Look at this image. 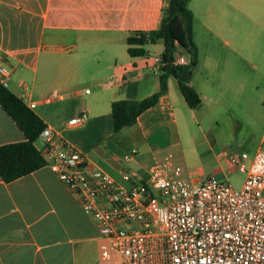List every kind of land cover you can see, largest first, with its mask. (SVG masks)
Here are the masks:
<instances>
[{"label":"crops","instance_id":"obj_1","mask_svg":"<svg viewBox=\"0 0 264 264\" xmlns=\"http://www.w3.org/2000/svg\"><path fill=\"white\" fill-rule=\"evenodd\" d=\"M165 6V0H0V62L11 73L7 89L18 88L11 92L24 96L25 105L33 102L31 110L45 127L85 155L90 169L126 188L133 181H122L121 171L147 178L155 154L173 147L195 113L201 120L226 115L237 125L264 119V98L257 96L264 92V0H188L197 49L190 85L200 105L190 109L170 76L155 106L134 126L113 132V102L159 91V74L150 68L163 43L130 57L126 38L156 30ZM177 56L188 60L180 48ZM83 111L86 122L69 128L68 120ZM24 140L0 107V145ZM226 157L216 163V173L233 171ZM93 239L99 242L94 221L48 167L9 183L0 178V264H92Z\"/></svg>","mask_w":264,"mask_h":264},{"label":"built area","instance_id":"obj_2","mask_svg":"<svg viewBox=\"0 0 264 264\" xmlns=\"http://www.w3.org/2000/svg\"><path fill=\"white\" fill-rule=\"evenodd\" d=\"M187 62L177 56L172 64ZM161 66L160 56H153L151 73L158 75ZM10 81L9 69L0 62V85L8 88ZM26 106L34 109L35 104ZM87 118L83 111L67 126L82 125ZM38 140L46 167L78 197L96 225V264H264V135L252 154L226 157L227 166L244 175L240 189L215 177L191 181L173 148L155 154L147 178L122 170V181H133L126 188L90 169L85 155L50 128Z\"/></svg>","mask_w":264,"mask_h":264},{"label":"trees","instance_id":"obj_3","mask_svg":"<svg viewBox=\"0 0 264 264\" xmlns=\"http://www.w3.org/2000/svg\"><path fill=\"white\" fill-rule=\"evenodd\" d=\"M160 25L148 33H134L126 38L130 57H143L144 47L161 41L162 66L159 73V91L142 100H118L111 104L112 130L114 133L136 124L143 112L155 106L167 91L170 76L177 81L179 91L190 109L200 105V98L190 81L197 62V49L193 42V15L187 8L188 0H165ZM185 51L188 62L174 66L177 49ZM0 107L22 132V142L0 145V178L9 183L46 166L35 147L39 134L45 128L41 119L24 102L0 85Z\"/></svg>","mask_w":264,"mask_h":264},{"label":"rangeland","instance_id":"obj_4","mask_svg":"<svg viewBox=\"0 0 264 264\" xmlns=\"http://www.w3.org/2000/svg\"><path fill=\"white\" fill-rule=\"evenodd\" d=\"M157 50V48H155ZM14 94L19 93L18 88H10ZM264 98V92L257 95ZM264 118V107L259 109ZM237 125L230 122L226 115L201 120L200 114L189 121L188 128L182 129L180 135L175 136L173 149L179 152L189 178L204 176L215 177L222 182L230 184L234 189H240L244 175L239 171H225L216 173L213 168L218 161L225 159L230 153L247 152L252 154L263 138V120L251 119L248 123ZM42 145L38 141L37 147ZM224 163V162H223ZM226 168V164H223ZM216 169V168H215ZM89 217V216H87ZM98 242L93 239L88 244V255L92 264L97 263Z\"/></svg>","mask_w":264,"mask_h":264}]
</instances>
